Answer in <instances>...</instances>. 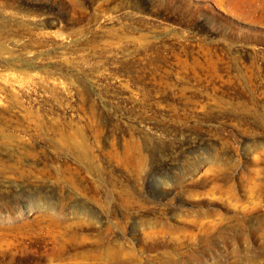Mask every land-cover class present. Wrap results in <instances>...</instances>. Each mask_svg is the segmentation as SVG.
<instances>
[{
	"label": "rangeland",
	"instance_id": "1",
	"mask_svg": "<svg viewBox=\"0 0 264 264\" xmlns=\"http://www.w3.org/2000/svg\"><path fill=\"white\" fill-rule=\"evenodd\" d=\"M0 264H264V0H0Z\"/></svg>",
	"mask_w": 264,
	"mask_h": 264
}]
</instances>
